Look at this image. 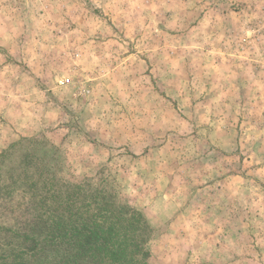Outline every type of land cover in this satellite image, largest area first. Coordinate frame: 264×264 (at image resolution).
Instances as JSON below:
<instances>
[{
  "label": "rangeland",
  "instance_id": "rangeland-1",
  "mask_svg": "<svg viewBox=\"0 0 264 264\" xmlns=\"http://www.w3.org/2000/svg\"><path fill=\"white\" fill-rule=\"evenodd\" d=\"M4 153L140 213L148 264H264V0H0Z\"/></svg>",
  "mask_w": 264,
  "mask_h": 264
},
{
  "label": "trees",
  "instance_id": "trees-1",
  "mask_svg": "<svg viewBox=\"0 0 264 264\" xmlns=\"http://www.w3.org/2000/svg\"><path fill=\"white\" fill-rule=\"evenodd\" d=\"M6 154L0 156V264H148L151 229L140 213L103 191L57 185L40 172V157L26 155L25 165L12 168Z\"/></svg>",
  "mask_w": 264,
  "mask_h": 264
}]
</instances>
